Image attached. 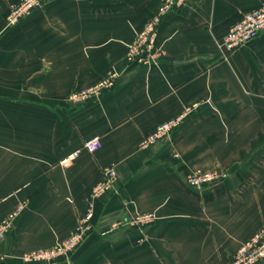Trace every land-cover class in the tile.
<instances>
[{"label":"crops","instance_id":"obj_1","mask_svg":"<svg viewBox=\"0 0 264 264\" xmlns=\"http://www.w3.org/2000/svg\"><path fill=\"white\" fill-rule=\"evenodd\" d=\"M19 1L0 0V220L18 209L0 264H27L24 252L76 231L108 165L116 181L94 200L91 228L50 264H227L264 226V31L232 52L221 40L264 0H182L158 25L161 55L148 65L128 62L127 48L161 0H49L7 25ZM113 71L109 90L71 99ZM180 114L166 137L141 144ZM93 135L101 146L90 153ZM196 170L219 178L187 185ZM138 212L155 218L111 227Z\"/></svg>","mask_w":264,"mask_h":264},{"label":"built area","instance_id":"obj_2","mask_svg":"<svg viewBox=\"0 0 264 264\" xmlns=\"http://www.w3.org/2000/svg\"><path fill=\"white\" fill-rule=\"evenodd\" d=\"M49 0H20L13 4L6 16V24L14 25L16 22L28 15L31 11L41 7ZM182 3V0H161L159 8L152 13L143 27L136 34L127 48L126 58L128 62L143 64L155 63L161 55L160 50L155 46L157 28L164 15L170 10L176 8ZM264 31V2L244 13L240 19L235 21L227 30L221 40V45L229 52L235 51L249 41L255 39ZM118 79L117 72L113 71L102 77L98 82L76 90L71 93L73 101L81 103L89 99L100 96L104 91L112 88ZM192 108H185V113ZM184 114L177 115L160 124L148 134L141 142L143 146L155 144L161 138L166 137L171 130L182 120ZM101 146L99 135H93L86 139L82 147L90 153L95 152ZM79 149L68 154L61 161L64 164L70 163L78 154ZM116 170L114 166L108 165L103 168L102 179L97 182L88 194L87 212L80 217V225L76 231L66 238L57 240L55 244L42 247L35 250L24 252L20 257L27 264H50L61 257H68L83 241L86 233L91 228L90 220L93 215V202L96 198L111 192L116 181ZM219 178L216 170L200 171L196 170L186 176V183L189 186L200 188L212 184ZM18 209L14 210L0 220V241L12 226V221L17 214ZM155 218L153 212L136 213L129 218L118 219L111 224L112 228H117L123 224H129L142 228ZM264 259V226L257 231L248 240L243 242L233 257L227 264H257Z\"/></svg>","mask_w":264,"mask_h":264}]
</instances>
